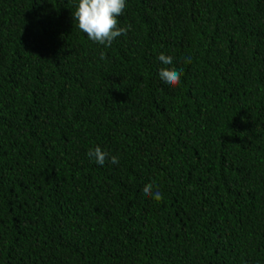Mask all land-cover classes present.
<instances>
[{
  "label": "trees",
  "instance_id": "trees-1",
  "mask_svg": "<svg viewBox=\"0 0 264 264\" xmlns=\"http://www.w3.org/2000/svg\"><path fill=\"white\" fill-rule=\"evenodd\" d=\"M77 3L0 0V264H264V0Z\"/></svg>",
  "mask_w": 264,
  "mask_h": 264
},
{
  "label": "clouds",
  "instance_id": "clouds-1",
  "mask_svg": "<svg viewBox=\"0 0 264 264\" xmlns=\"http://www.w3.org/2000/svg\"><path fill=\"white\" fill-rule=\"evenodd\" d=\"M126 7L127 0H78L72 15L78 29L85 33L89 40L110 47L116 38L126 35L130 30V26L121 27L118 20ZM100 58L106 59L104 52L100 53ZM158 60L162 65H173V57L162 52L158 55ZM190 62L191 56L185 57V63ZM182 74L183 69L177 70L175 67H161L158 73L160 79L169 87L178 86ZM86 155L100 165H104L106 160L114 165L119 163L116 155H110L99 146L89 149ZM143 194L157 202L163 199L159 190L153 192L151 183L144 186Z\"/></svg>",
  "mask_w": 264,
  "mask_h": 264
}]
</instances>
